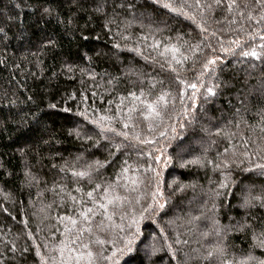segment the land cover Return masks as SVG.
Segmentation results:
<instances>
[{
  "label": "trees",
  "instance_id": "trees-1",
  "mask_svg": "<svg viewBox=\"0 0 264 264\" xmlns=\"http://www.w3.org/2000/svg\"><path fill=\"white\" fill-rule=\"evenodd\" d=\"M162 2L0 0V264H75L87 250L112 256L134 233V251L118 253V264H264V203L241 206L264 195L255 167L264 164V5L237 0L229 12L227 0H171L185 16ZM169 45L181 64L160 54ZM253 48L259 58L241 55ZM217 56L216 71L205 73ZM141 91L151 92L144 99L170 93L163 118L152 131L148 122L123 129L129 107H143L130 93ZM102 116L128 140L102 133ZM137 133L152 143L135 141ZM98 184L127 199L105 231L96 216L92 235L71 244L80 224L68 218L92 207L89 191L103 195Z\"/></svg>",
  "mask_w": 264,
  "mask_h": 264
},
{
  "label": "snow or ice",
  "instance_id": "snow-or-ice-1",
  "mask_svg": "<svg viewBox=\"0 0 264 264\" xmlns=\"http://www.w3.org/2000/svg\"><path fill=\"white\" fill-rule=\"evenodd\" d=\"M217 6H220L223 3V0H214ZM257 4L264 5V0H256ZM197 4L199 5V0H197ZM162 6L164 8H168L173 12H176L181 15L187 16V13L183 11L182 6H174L171 0H163ZM245 7H248L247 4H245ZM239 9V5L237 3V0H227V11L233 12L234 10ZM45 11H48L47 9ZM240 15L242 16L243 13L241 12ZM193 21L195 22V18L192 17ZM248 19H252L251 14H249ZM261 20H264V15H261ZM235 22V21H233ZM259 23V21H257ZM199 26V25H198ZM202 32H207V28L201 27ZM212 35H215L213 32ZM261 40H264V35L260 36ZM232 44H235L236 47H240V41L239 39L231 41ZM155 47H159L156 45ZM221 47L223 49V43L221 42ZM261 48H264V44L260 45ZM224 51H233V49H223ZM180 52V49L177 46L169 45L165 48L164 52L160 53L161 55L170 54L171 61H173L175 64H181L182 61L177 58V54ZM241 55L243 57H253V58H259V55L255 48L251 50H245L241 52ZM184 60L187 59L186 56L183 57ZM220 59L219 56L214 58H209L206 60V63L203 65L205 73L212 74L216 71V64L217 61ZM172 71H175V69H171ZM179 78V77H178ZM160 83H163L162 81ZM181 83H184L183 80H181ZM151 87H155V84H152ZM188 87L192 89H197L198 85L196 83H190L188 84ZM206 94L211 96L215 95L214 87H207L206 88ZM130 95L133 97V100H139L141 104L143 105L142 108H137L135 105L129 107L128 114L126 117V122L123 123V129H129L130 123L132 128L139 127V124L142 122H148V130L152 131V122L158 119L163 118V109L167 107V97L170 95V93L162 92L161 94L157 95L154 99H144L145 96H151V92L145 93L144 91H141L140 95L137 96L136 93H130ZM133 114H136L140 119L138 122L137 120L133 119ZM111 117H100V122L98 123V126L101 129L102 133L105 132H112L117 136H122L125 140H128L129 138V132L128 131H117L114 127H110L107 124L102 123L105 120L111 121ZM130 122V123H129ZM161 135H164V133H161ZM133 139L141 144H149L152 143L151 140L147 139H141V136L139 133L133 136ZM118 149L120 145L116 146ZM179 147V146H178ZM157 160H159V157H156ZM99 163V162H97ZM125 165H127V161H125ZM102 166V165H101ZM258 169H261V174H264V164H256L255 166ZM130 166H126L122 168V173H126L129 171ZM74 176L78 177H85L89 176L90 173L86 171L81 172H73ZM159 175V173H157ZM132 184L135 185L138 181L133 179ZM222 187H225L226 185H221ZM96 189L101 191L103 193L102 196H100L98 199L94 198V192L89 191L87 193V196L89 197L92 207H84L80 213H79V220L73 219L69 217L71 224L76 227L78 224H80V227L77 229V236L76 238L72 239L70 241L71 244H76L77 240L80 236H82L85 232H87L90 236L93 233V223H94V217L100 216L102 217L98 222H95V228L103 232L105 231L109 225L105 223V221H111L113 215L115 214V210L123 206V202L127 199V197L121 196L116 194V189L112 184L105 186L96 185ZM79 191V189H77ZM73 202L75 203V197H72ZM260 201L264 203V195H257V196H249L244 199L242 207H251L253 205V201ZM160 208H163L164 205L160 204ZM112 210V211H110ZM121 219H123V216H121ZM82 221V223H81ZM132 224H138V221L133 218ZM115 227H118L120 231H124V228L119 225H115ZM131 227V224L129 225ZM71 231V230H69ZM139 229L137 228V232ZM135 233L133 236L129 239H127L124 243V246L122 248H117L113 253L112 256H103L102 253H93L91 250H87L86 252H81L75 257V264H81L82 260L86 261L85 264H97L96 257L101 256L103 259L108 261H113V257H116L117 259L113 261V264H118V253L120 255H123L124 253H132L134 251L133 245L135 243ZM106 241L103 239H95L93 241H90V243H96L99 245H103ZM261 243H264V241H261ZM113 244H115V241H113ZM65 247H68V245H65ZM81 247L84 249H88V244H81ZM221 255L224 254V249L218 250ZM61 255H63V249H61ZM213 253H209V256H212ZM61 264H71V257L68 261H61ZM127 264H134V258H130ZM224 264H229L228 261H224ZM240 264H245L244 261H241Z\"/></svg>",
  "mask_w": 264,
  "mask_h": 264
}]
</instances>
